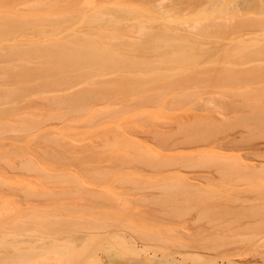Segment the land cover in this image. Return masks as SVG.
<instances>
[{"label":"rangeland","instance_id":"rangeland-1","mask_svg":"<svg viewBox=\"0 0 264 264\" xmlns=\"http://www.w3.org/2000/svg\"><path fill=\"white\" fill-rule=\"evenodd\" d=\"M239 1L2 0L1 51L23 59L0 65V113L35 131L0 133V264L96 223L264 247V46L241 26L264 11ZM71 90L85 101L27 116Z\"/></svg>","mask_w":264,"mask_h":264},{"label":"bare ground","instance_id":"bare-ground-1","mask_svg":"<svg viewBox=\"0 0 264 264\" xmlns=\"http://www.w3.org/2000/svg\"><path fill=\"white\" fill-rule=\"evenodd\" d=\"M252 3L255 4L254 5L255 9L259 11H264V0H257L256 3L254 0H240L238 4L240 7L246 8L251 6ZM160 5L161 4H158L157 6L160 7ZM0 8H2V0H0ZM1 11L2 10H0V27L3 25V21L1 20L3 13H1ZM245 20H247L246 23L241 26H245L251 30H254L252 31L254 35H256V37H254L255 38L254 40H258L257 42H259L264 46V18L256 16V17L247 18ZM252 41L253 40H251V42ZM262 48L263 47H260V49ZM3 49L4 48L0 47V65H2L3 62L9 61L10 58H13V60L14 59L16 60L18 58L23 59L21 57H17L11 49L7 50V52L5 53L1 51ZM49 49L55 51V49L65 50V49H69V47H64V46L61 47L60 45L52 44L49 47ZM91 90L89 89L88 92ZM10 96L11 95H9V97ZM84 97L79 93V91L71 90L68 95H54L43 99L41 98L39 100H33L30 101L26 106L27 109H30V111H27V116L29 115L33 116L34 114H39L38 116L43 117L47 113L55 112L58 109L62 111L65 110L64 109L65 107H68V105H71V103L73 102H78L82 104L85 101ZM10 103L14 104L15 101L13 100ZM43 106L46 109L40 110L42 112L37 111L36 113L33 111L34 108H43ZM89 113L91 114L92 112L86 111V114ZM0 114H3L1 115L0 119L8 118V120H11L13 122L16 121L20 123L18 124V127H15V129L13 130L7 126L2 127L0 128V133L5 134L7 132L13 131L12 134L14 136H19V135L25 136V133H29L28 131H30V133L35 131L33 129H29L31 128L30 124L24 125L23 122L24 120L20 121L21 120L20 118H23L24 115L23 113H20V111H18V109H16L15 107H12L10 111L4 110ZM31 135L34 136V134ZM53 142L61 148H68L71 146L70 143L65 139L63 140L61 139L58 141L55 140ZM202 143L200 142L199 144ZM13 198L14 197H12V199ZM92 220L93 222L100 221L103 223L105 222L104 224H107L108 222L106 223V220H110V217L94 216L92 217ZM133 221L132 223H134ZM98 224L99 223H96V225L94 226L90 225V227H84V228L81 226L82 228L77 230H67L66 232L63 233L64 235H61L58 238L43 237L41 239H38L33 242V243L38 242L37 245H31L30 246L31 250L28 251L27 253L30 255V260H28L29 262L23 260V258H25V254L24 252H22L18 254V256H16L18 259L16 263L17 264H30V263L32 264H264V247L246 248L237 244V242H233L234 240L237 241L242 237V234L239 233L238 231L225 230L223 228H217L213 226H209L205 228H195V229L185 227L181 229L133 230V229L123 228L120 226H103Z\"/></svg>","mask_w":264,"mask_h":264}]
</instances>
